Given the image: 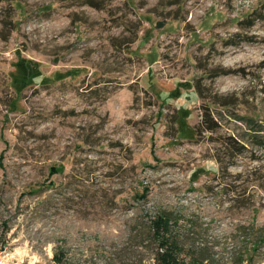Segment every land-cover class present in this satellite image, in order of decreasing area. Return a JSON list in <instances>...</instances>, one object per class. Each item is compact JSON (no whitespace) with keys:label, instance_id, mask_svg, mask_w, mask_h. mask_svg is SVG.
<instances>
[{"label":"rangeland","instance_id":"rangeland-1","mask_svg":"<svg viewBox=\"0 0 264 264\" xmlns=\"http://www.w3.org/2000/svg\"><path fill=\"white\" fill-rule=\"evenodd\" d=\"M240 117L264 0H0V264H159L162 213L176 264H264Z\"/></svg>","mask_w":264,"mask_h":264},{"label":"trees","instance_id":"trees-1","mask_svg":"<svg viewBox=\"0 0 264 264\" xmlns=\"http://www.w3.org/2000/svg\"><path fill=\"white\" fill-rule=\"evenodd\" d=\"M242 121L246 122L251 129V132L248 135L242 136V139L248 141H234L235 146L238 148V153L242 152L243 149L246 148V143H250L259 148H262L264 151V134L262 132L261 125L251 124L247 117H240ZM254 126V127H253ZM249 137V138H248ZM172 217L166 214H160L154 223L155 233L162 240V248L164 247V251L161 256V263L159 264H176V255L174 254V250L179 248L178 243L171 238L172 231ZM179 264H190L184 261Z\"/></svg>","mask_w":264,"mask_h":264},{"label":"built area","instance_id":"built-area-1","mask_svg":"<svg viewBox=\"0 0 264 264\" xmlns=\"http://www.w3.org/2000/svg\"><path fill=\"white\" fill-rule=\"evenodd\" d=\"M1 256H2V254H1V252H0V260H1Z\"/></svg>","mask_w":264,"mask_h":264}]
</instances>
